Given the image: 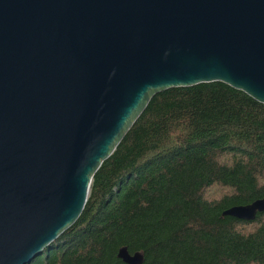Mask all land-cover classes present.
<instances>
[{
	"label": "water",
	"instance_id": "obj_1",
	"mask_svg": "<svg viewBox=\"0 0 264 264\" xmlns=\"http://www.w3.org/2000/svg\"><path fill=\"white\" fill-rule=\"evenodd\" d=\"M214 81L264 104V0H0V264L75 223L155 94ZM258 213L264 197L222 216Z\"/></svg>",
	"mask_w": 264,
	"mask_h": 264
},
{
	"label": "trees",
	"instance_id": "obj_2",
	"mask_svg": "<svg viewBox=\"0 0 264 264\" xmlns=\"http://www.w3.org/2000/svg\"><path fill=\"white\" fill-rule=\"evenodd\" d=\"M264 104L220 82L155 94L101 164L82 213L30 264H264Z\"/></svg>",
	"mask_w": 264,
	"mask_h": 264
}]
</instances>
